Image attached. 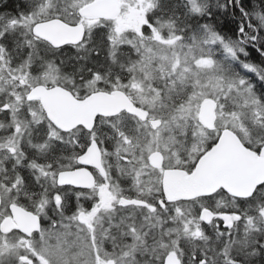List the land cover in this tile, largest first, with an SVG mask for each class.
<instances>
[{
	"label": "snow or ice",
	"instance_id": "obj_1",
	"mask_svg": "<svg viewBox=\"0 0 264 264\" xmlns=\"http://www.w3.org/2000/svg\"><path fill=\"white\" fill-rule=\"evenodd\" d=\"M0 264H264V0H0Z\"/></svg>",
	"mask_w": 264,
	"mask_h": 264
}]
</instances>
